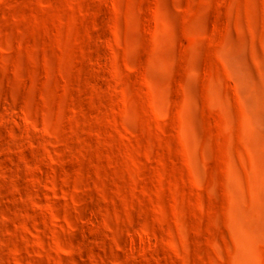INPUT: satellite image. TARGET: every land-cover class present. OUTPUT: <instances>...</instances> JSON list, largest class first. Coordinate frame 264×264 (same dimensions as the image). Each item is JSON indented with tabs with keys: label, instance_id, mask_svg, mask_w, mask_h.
Returning <instances> with one entry per match:
<instances>
[{
	"label": "rangeland",
	"instance_id": "rangeland-1",
	"mask_svg": "<svg viewBox=\"0 0 264 264\" xmlns=\"http://www.w3.org/2000/svg\"><path fill=\"white\" fill-rule=\"evenodd\" d=\"M0 264H264V0H0Z\"/></svg>",
	"mask_w": 264,
	"mask_h": 264
}]
</instances>
